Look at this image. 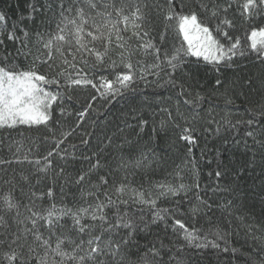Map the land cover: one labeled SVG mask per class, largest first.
Instances as JSON below:
<instances>
[{
	"label": "snow or ice",
	"instance_id": "snow-or-ice-1",
	"mask_svg": "<svg viewBox=\"0 0 264 264\" xmlns=\"http://www.w3.org/2000/svg\"><path fill=\"white\" fill-rule=\"evenodd\" d=\"M16 6L0 7V264H264V0ZM170 133L188 183L149 179Z\"/></svg>",
	"mask_w": 264,
	"mask_h": 264
},
{
	"label": "trees",
	"instance_id": "trees-1",
	"mask_svg": "<svg viewBox=\"0 0 264 264\" xmlns=\"http://www.w3.org/2000/svg\"><path fill=\"white\" fill-rule=\"evenodd\" d=\"M128 2H131V0H128ZM22 3V0H21ZM17 0H0V7H6L7 11H8V15L15 20L16 15L19 13L20 9L17 8ZM98 22H100L98 20ZM243 33V29H241V32H238L237 35H242ZM123 35L126 36H130L131 32H127V33H122ZM153 37H155V33H153ZM154 42H156L154 40ZM132 44L135 46L136 41L133 40ZM101 51H103V49H100ZM120 50L119 49H113L109 52V57L112 60L117 61V63H119V57H118V52ZM135 59H140L139 56H135ZM121 68L117 67L115 69V71H120ZM102 75L108 76V78H113L112 76L109 75V73L107 71H104L103 73H101ZM150 91V90H149ZM95 94L94 90L91 89V87H89L88 89H80L76 92V95L79 96L81 98V101H83L84 97H90L91 95ZM98 103V102H97ZM94 107H96V105L94 104ZM119 105H116V108H119ZM116 108L113 109V111H116ZM67 123H72L71 120H68ZM146 131H150V130H146ZM17 132L22 134V135H17ZM42 132V130H41ZM41 132H37L34 129L32 131L28 130V126L26 125H21L18 126V129L16 131H14L12 133V135L19 140H23L24 137H38L41 135ZM169 139H175L176 143L179 145V148H173L172 152L170 153V158H169V162L168 165L166 167V169L164 170H157L156 173L154 175H151L149 177L150 180H152L153 182H166V183H172L174 185H178L180 183H188L190 182L189 177L186 173L185 170H183V164H182V160L184 159L185 153H186V146L184 142H180L178 140V134L176 136H173L172 133L169 134ZM79 142V138L78 137H74L71 138L68 143L69 144H75ZM26 141H25V145H26ZM161 147H164V141L163 139H161ZM201 146H202V142H201ZM209 147H212L211 144H209ZM46 150H50V148H40L39 154L43 155L45 154ZM193 154L195 155V157L199 160L200 155H201V149L200 147H194L193 148ZM181 169L178 174H177V169ZM200 169H201V175H200V179L202 183H206L207 182V176L205 175V173H207L210 168L205 165L203 162L200 163ZM45 205H47L48 201L45 200L43 202ZM161 206H167V202H162ZM259 209H257L258 211Z\"/></svg>",
	"mask_w": 264,
	"mask_h": 264
}]
</instances>
